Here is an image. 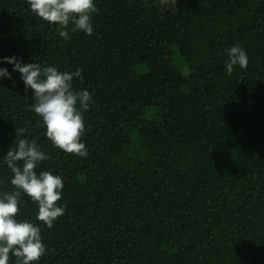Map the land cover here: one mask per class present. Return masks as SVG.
<instances>
[{
    "label": "trees",
    "instance_id": "obj_1",
    "mask_svg": "<svg viewBox=\"0 0 264 264\" xmlns=\"http://www.w3.org/2000/svg\"><path fill=\"white\" fill-rule=\"evenodd\" d=\"M94 2L93 34L65 40L28 0H0V192L15 190L2 161L17 128L50 156L37 174L64 182L50 229L22 193L17 220L47 246L35 264H264V0ZM236 44L249 63L229 76ZM6 57L83 70L87 157L46 137Z\"/></svg>",
    "mask_w": 264,
    "mask_h": 264
},
{
    "label": "clouds",
    "instance_id": "obj_2",
    "mask_svg": "<svg viewBox=\"0 0 264 264\" xmlns=\"http://www.w3.org/2000/svg\"><path fill=\"white\" fill-rule=\"evenodd\" d=\"M171 10L177 11L178 0H160ZM31 11L50 24L58 25L56 31L65 40L72 33L83 32L91 36L94 32L93 16L99 9L94 0H28ZM227 75L231 76L235 66L246 69V50L236 44L226 50ZM14 65L27 89L33 90L35 103L31 110L42 118L46 126V137L52 144L68 154L87 157L85 143L84 113L95 104L88 90L77 91L73 87L74 78L83 81L82 69L74 72L60 71L54 66L40 63L24 64L16 57H6L4 61ZM0 78L12 79L7 68H0ZM27 129L17 128L14 146L3 157L2 163L13 173L11 184L15 190L0 192V264H9L10 255L16 257L15 264H35L46 253L41 228L27 220L18 222L22 193L38 205L36 219L49 229L65 214L66 205L60 206L64 182L61 176L51 171L37 174L38 164L49 160L36 139L24 137Z\"/></svg>",
    "mask_w": 264,
    "mask_h": 264
}]
</instances>
